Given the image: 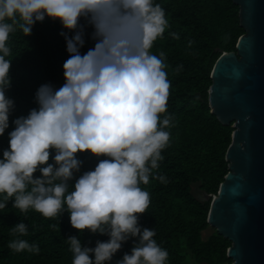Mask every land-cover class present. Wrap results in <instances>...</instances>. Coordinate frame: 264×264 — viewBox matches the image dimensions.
<instances>
[{
	"label": "clouds",
	"instance_id": "obj_1",
	"mask_svg": "<svg viewBox=\"0 0 264 264\" xmlns=\"http://www.w3.org/2000/svg\"><path fill=\"white\" fill-rule=\"evenodd\" d=\"M46 17L67 30L60 33L69 53L65 82L58 89L39 86L37 107L12 121L0 158V210L11 200L21 213L34 210L47 219L67 212L72 228L109 237L94 248L68 237L71 264H108L133 238L131 253L116 264H167L169 252L154 239L156 231L139 224L151 203L141 184L148 185L150 178L167 183L155 170L175 127L174 115L168 114L166 55L151 51L170 27L166 11L155 0H0V136L15 108L7 95L8 41L17 32L30 36ZM88 27L95 43L82 55ZM169 35L180 38L176 32ZM80 153H90L98 163L70 187L82 166ZM36 172L41 175L35 177ZM10 235L12 252L39 254L37 244L21 238L28 235L25 223L11 227Z\"/></svg>",
	"mask_w": 264,
	"mask_h": 264
},
{
	"label": "trees",
	"instance_id": "obj_2",
	"mask_svg": "<svg viewBox=\"0 0 264 264\" xmlns=\"http://www.w3.org/2000/svg\"><path fill=\"white\" fill-rule=\"evenodd\" d=\"M155 2L165 9L170 27L151 51L157 55L163 51L166 55V72L171 82L168 114L174 115L175 127L169 130L170 144L162 151L164 159L155 170L166 177L167 183L150 178L148 185L141 184L149 192L151 203L147 213L140 216L139 224L156 231L154 239L169 252L167 264H230L226 256L228 239L215 229L207 238H202L201 232L208 227L210 201H200L197 196L202 191L216 194L228 172L225 153L233 128L222 125L210 112L207 90L212 68L220 56L217 49L235 51L237 40L244 32L239 25V8L233 0ZM61 31L67 30L59 20L46 17L33 26L30 36L17 32L8 41L12 63L7 95L14 100L15 108L9 117V128L0 136V158L9 145L8 133L14 129L12 121L37 107L34 97L39 86L50 83L58 89L65 82L63 64L69 53ZM91 32L90 27L86 28L85 44L80 49L82 55L94 47ZM170 32H176L180 38L172 39ZM180 65L182 70L174 74L173 70ZM54 154L53 151L49 163H53ZM77 158L82 166L69 182L70 187L75 178L94 170L98 163L90 153H80ZM40 175L34 173L35 177ZM12 203L10 200L7 208L0 210V264H71L68 237L77 236L82 246L93 248L97 240L109 239L107 235L72 228L67 212L47 219L34 210L21 213L12 208ZM20 222L28 226V235L21 238L37 244L39 254L14 253L7 247L13 239L10 228ZM53 224L55 229L50 227ZM133 243L134 238L124 243L108 264H116L125 253L130 254Z\"/></svg>",
	"mask_w": 264,
	"mask_h": 264
},
{
	"label": "water",
	"instance_id": "obj_3",
	"mask_svg": "<svg viewBox=\"0 0 264 264\" xmlns=\"http://www.w3.org/2000/svg\"><path fill=\"white\" fill-rule=\"evenodd\" d=\"M233 3L244 32L235 51L217 49L207 90L210 112L233 128L228 172L216 194L197 197L210 201L208 226L230 241V264H264V0Z\"/></svg>",
	"mask_w": 264,
	"mask_h": 264
},
{
	"label": "rangeland",
	"instance_id": "obj_4",
	"mask_svg": "<svg viewBox=\"0 0 264 264\" xmlns=\"http://www.w3.org/2000/svg\"><path fill=\"white\" fill-rule=\"evenodd\" d=\"M214 228L208 226L206 229H204L201 232L202 238L205 239L207 238L212 232H213Z\"/></svg>",
	"mask_w": 264,
	"mask_h": 264
}]
</instances>
